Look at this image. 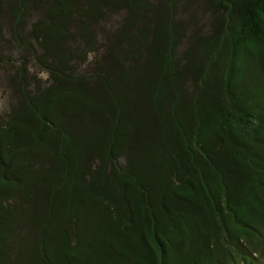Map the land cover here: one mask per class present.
<instances>
[{"label":"trees","instance_id":"1","mask_svg":"<svg viewBox=\"0 0 264 264\" xmlns=\"http://www.w3.org/2000/svg\"><path fill=\"white\" fill-rule=\"evenodd\" d=\"M164 1L0 0V264H264V0Z\"/></svg>","mask_w":264,"mask_h":264},{"label":"rangeland","instance_id":"2","mask_svg":"<svg viewBox=\"0 0 264 264\" xmlns=\"http://www.w3.org/2000/svg\"><path fill=\"white\" fill-rule=\"evenodd\" d=\"M153 7V11L146 12V16L142 21H138L131 30V34L136 33V28H140L143 23L148 24L149 30L146 31L147 38L151 42L153 41L154 32L157 31L158 19H164L165 11L170 7L168 2L164 0H147ZM173 16L175 20L178 21V26H175V29L180 34V40L177 45V53L179 55H184V53L191 49L194 45L195 40L210 32V29L215 23L216 18L219 15V12L216 11L213 6L207 0H173ZM6 17V15H4ZM29 22L27 26L33 19H28ZM124 14L118 12L117 15H114L110 19L111 25H108L109 28H106L105 31L110 33V31L115 32L116 29L120 26H124L125 23ZM1 26L6 28L7 21L2 18L0 21ZM122 27L120 28V30ZM123 32V30H122ZM121 32V33H122ZM5 38L8 37L7 30L3 33ZM124 49V47H123ZM149 52H142L140 61L143 62L147 58ZM17 57V56H16ZM28 60V59H26ZM185 63L184 61H181ZM123 66H127V63H123ZM27 65H30V62L27 61ZM32 71H35L38 76L45 77L44 73H40L38 69L31 68ZM9 98V88L7 87L1 73H0V113H2L3 108L5 107L7 99Z\"/></svg>","mask_w":264,"mask_h":264}]
</instances>
